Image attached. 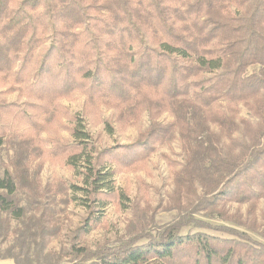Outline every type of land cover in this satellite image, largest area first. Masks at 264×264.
<instances>
[{
	"label": "trees",
	"instance_id": "16d2710c",
	"mask_svg": "<svg viewBox=\"0 0 264 264\" xmlns=\"http://www.w3.org/2000/svg\"><path fill=\"white\" fill-rule=\"evenodd\" d=\"M77 92L86 101L74 118L87 126L103 108L114 122L148 115L150 125L115 148L101 149L92 132L66 138L55 122L61 100ZM175 139L178 189L203 194L194 210L96 249L74 242L65 262L42 253L68 190L62 179L42 184L47 154L64 155L93 206L105 205L99 196L115 192L101 184L114 173H104L109 157L133 164ZM262 198L264 0H0V233L15 234L19 250L6 252L16 263L264 264ZM232 202L249 203L245 217L224 209ZM202 211L226 223L197 217ZM14 219L23 227L12 229ZM90 220L85 231L98 218ZM30 240L33 255L24 250Z\"/></svg>",
	"mask_w": 264,
	"mask_h": 264
},
{
	"label": "rangeland",
	"instance_id": "374dc122",
	"mask_svg": "<svg viewBox=\"0 0 264 264\" xmlns=\"http://www.w3.org/2000/svg\"><path fill=\"white\" fill-rule=\"evenodd\" d=\"M258 70L252 66L249 71ZM5 88V87H4ZM10 100L18 98L17 92L7 95ZM86 96L77 92L70 97L63 98L59 109V120L55 122L56 129H60L61 135L66 138L81 136L85 132H92L101 149L106 147H118L136 140L150 125L148 115H144L139 122L121 124L114 122L115 113L111 108L98 109L95 116L90 118L89 125L78 121L75 115L82 116V109ZM241 116L250 117V113L242 107ZM167 117V116H166ZM110 121V124L107 123ZM77 122L75 130L74 125ZM78 122H80L78 124ZM44 133V136H46ZM52 143H46L45 147L51 148ZM105 155L104 158H107ZM112 163L107 164L104 173L112 170L113 176L108 177L101 184L105 189H112L111 194H102L99 198L105 199L106 204H93L86 190L87 185L79 169L67 163L64 155L47 154L44 157V166L41 172L43 185H52L57 180H64L68 190L57 197L56 209L54 210L56 220V231L50 236L49 243L43 249V254L60 256L62 261H68L66 252L71 249L72 244L79 243L88 248L96 249L104 244H113L119 240L129 237L130 232L136 229L153 230L161 227L184 214L194 210V204L202 194L197 189L195 194L192 189L177 187V172L183 164V152L179 139L172 140L168 144H159L146 159L142 158L130 164L124 157H109ZM42 202V201H41ZM24 203V202H23ZM92 205V207H91ZM93 208L94 211H91ZM249 203L239 205L237 202L228 203L224 209L231 213L245 217ZM35 212L28 207V215ZM40 215V213H38ZM256 218L264 223V198L260 199L255 209ZM197 217L206 219L213 223H226L221 218L209 217L205 211L196 213ZM97 217L89 231H85L83 225ZM12 229L22 228L20 220L12 221ZM213 232V231H211ZM39 240V239H38ZM13 246V253L19 250L15 234L11 233L4 238L0 233V264H18L14 257L7 256V249ZM29 247L30 254L35 247L30 240L24 250ZM23 255V254H22Z\"/></svg>",
	"mask_w": 264,
	"mask_h": 264
}]
</instances>
